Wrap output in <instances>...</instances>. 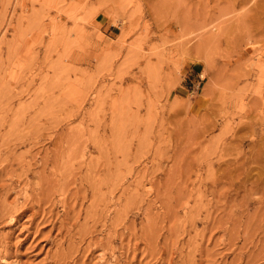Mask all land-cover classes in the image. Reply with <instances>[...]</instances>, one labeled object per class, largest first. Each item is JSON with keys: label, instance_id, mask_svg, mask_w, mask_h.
<instances>
[{"label": "rangeland", "instance_id": "1", "mask_svg": "<svg viewBox=\"0 0 264 264\" xmlns=\"http://www.w3.org/2000/svg\"><path fill=\"white\" fill-rule=\"evenodd\" d=\"M0 264H264V0H0Z\"/></svg>", "mask_w": 264, "mask_h": 264}]
</instances>
